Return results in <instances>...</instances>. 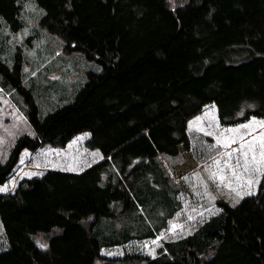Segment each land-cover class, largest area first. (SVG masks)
Returning a JSON list of instances; mask_svg holds the SVG:
<instances>
[{"label":"trees","instance_id":"1","mask_svg":"<svg viewBox=\"0 0 264 264\" xmlns=\"http://www.w3.org/2000/svg\"><path fill=\"white\" fill-rule=\"evenodd\" d=\"M34 1L43 11L38 26L101 68L40 117L19 54L10 66L0 55V83L19 93L33 130L0 163V264H264V163L251 162L264 151V127L253 123L264 121V0ZM22 4L0 0V32L4 24L20 29ZM77 135L87 152L76 167H47L8 189L22 156ZM249 143L244 171L233 149ZM132 156L145 161L139 171L153 163L154 181L160 176L179 204L155 232L99 240L100 216L130 201ZM185 200L209 213L187 233ZM161 231L164 240L155 238Z\"/></svg>","mask_w":264,"mask_h":264},{"label":"rangeland","instance_id":"2","mask_svg":"<svg viewBox=\"0 0 264 264\" xmlns=\"http://www.w3.org/2000/svg\"><path fill=\"white\" fill-rule=\"evenodd\" d=\"M185 1L167 0V5L177 7ZM22 6L20 29L9 31L4 24L0 32V55L7 59L10 66L15 60L16 53L19 54L22 85L31 91L32 98L37 104L38 115L43 117L53 109L69 103L84 84L86 72H98L101 65L95 60L87 59L79 50L65 51L63 39L60 36L40 28L37 21L43 11L34 0H23ZM24 133L32 135L33 130L24 114L23 99L10 86L0 83L1 164L6 160L16 137ZM86 152L84 136L77 135L63 148L46 147L44 150L27 153L15 164L13 176L6 182L8 189L13 188L19 177L38 174L47 167L62 169L76 167L74 162L76 156L84 155ZM141 159V156L130 157L125 172L130 183L129 203L124 206L122 202L123 207L118 204L117 207L120 209L114 215L100 216L97 227L96 225L93 227L94 234L99 240L102 238L114 240L155 232L178 206L179 201L175 197L174 190L166 185L160 176L154 181L153 163L141 165L140 171L137 170L138 168L134 169L137 164L145 162ZM101 174V183H104L106 175ZM4 185L1 188L5 187ZM184 202L181 209H184V213L181 210L179 212H181L180 219L189 220L185 224L186 227L182 229L187 233L193 228L195 222L209 213L194 210L188 200ZM186 203L190 206L189 210L185 208ZM2 230L0 223V249L7 247ZM160 234H163V237ZM42 236L39 235V243L42 241L40 240ZM164 237L163 231L155 236L161 240H164ZM102 262L96 259L92 264Z\"/></svg>","mask_w":264,"mask_h":264},{"label":"snow or ice","instance_id":"3","mask_svg":"<svg viewBox=\"0 0 264 264\" xmlns=\"http://www.w3.org/2000/svg\"><path fill=\"white\" fill-rule=\"evenodd\" d=\"M253 123H259V125L261 127H264V121H261V122H255L254 121ZM241 127L242 128H248V127H250V125H241ZM228 131L235 132V131H238V130L237 129H229ZM241 139H243V138H241ZM259 139H261V145L260 146H261L262 149H264V133L261 134V137ZM231 142L235 143L236 141H235V139H233ZM218 143H219V141H218ZM244 148H245V145L241 144L239 150L233 149V153H235L237 151L240 152L241 156L243 157L244 171H248V165L250 163L249 160H248V152L253 151V147L251 146V143H249L248 151H244ZM233 153H226V155L231 157ZM260 156H261V159L257 160L255 155H253L251 162L256 163V164L264 163V151H261ZM216 163L219 164V161H216ZM229 166H231V165L229 164ZM239 166H240V162L238 160L237 161V167H239ZM257 170H259V169H257ZM249 183L251 184L252 182L249 181ZM0 191H7V188H0ZM249 194H251V193H249Z\"/></svg>","mask_w":264,"mask_h":264}]
</instances>
